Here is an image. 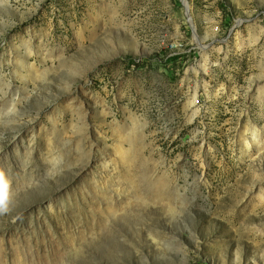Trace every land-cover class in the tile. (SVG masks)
<instances>
[{"label":"rangeland","instance_id":"1","mask_svg":"<svg viewBox=\"0 0 264 264\" xmlns=\"http://www.w3.org/2000/svg\"><path fill=\"white\" fill-rule=\"evenodd\" d=\"M186 2L0 0V264H264V0Z\"/></svg>","mask_w":264,"mask_h":264},{"label":"bare ground","instance_id":"2","mask_svg":"<svg viewBox=\"0 0 264 264\" xmlns=\"http://www.w3.org/2000/svg\"><path fill=\"white\" fill-rule=\"evenodd\" d=\"M184 2H185V4H187L186 0H184ZM188 15H189V19H190L191 22H192V28H193V30H194V35H195V37H198V36H197V32H196V27H195V24H194V20H193V18H192V16H191L190 6H188Z\"/></svg>","mask_w":264,"mask_h":264},{"label":"snow or ice","instance_id":"3","mask_svg":"<svg viewBox=\"0 0 264 264\" xmlns=\"http://www.w3.org/2000/svg\"><path fill=\"white\" fill-rule=\"evenodd\" d=\"M2 192H3V187L2 185H0V206H2L4 202V196L2 195Z\"/></svg>","mask_w":264,"mask_h":264},{"label":"clouds","instance_id":"4","mask_svg":"<svg viewBox=\"0 0 264 264\" xmlns=\"http://www.w3.org/2000/svg\"><path fill=\"white\" fill-rule=\"evenodd\" d=\"M2 210H4V209H0V211H2Z\"/></svg>","mask_w":264,"mask_h":264}]
</instances>
